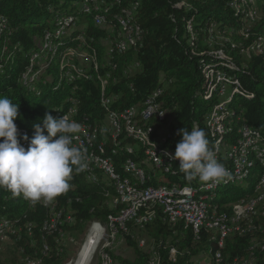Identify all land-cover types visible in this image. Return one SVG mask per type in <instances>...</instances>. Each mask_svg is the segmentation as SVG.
<instances>
[{"label": "trees", "instance_id": "16d2710c", "mask_svg": "<svg viewBox=\"0 0 264 264\" xmlns=\"http://www.w3.org/2000/svg\"><path fill=\"white\" fill-rule=\"evenodd\" d=\"M119 1L0 0V97L18 104L19 115L14 123L18 129L17 139L25 149L35 132L33 124H42L46 113L56 118L59 112L72 107L71 88H76L72 94L77 98L74 118L101 122L107 113L142 101L160 82H165L160 98L162 107L173 117L168 147L175 150L181 129L190 131L197 126L205 131L210 146L214 147L215 138L211 139L207 133L205 118L210 105L217 100L218 77L229 85L227 118L232 121V133L218 139H235L243 122L259 130L264 141V0ZM230 2L240 8L230 7ZM133 5L131 23L142 30L141 40L121 53L109 44L110 57H107L102 38L108 33V27L120 30L118 17L122 9H131ZM59 18H68L70 22L68 28L58 34ZM95 18H103L105 24H95ZM217 34H222L223 39L216 40ZM82 38L89 48L88 68L80 67L78 55L82 51L75 48ZM252 41L261 45L258 53L250 50L255 44L250 43ZM205 50L213 55L200 53ZM69 59L72 63H67ZM136 62L138 67L128 74L127 67ZM28 70L33 72V77L30 78ZM112 96H116L115 100ZM239 107L242 110L238 111ZM25 134L29 140L21 139ZM111 156L115 169L122 172L127 154L118 151ZM218 157L224 162L220 155ZM260 172L261 166L255 162L249 170L251 176L243 183L246 186L222 182L220 189L206 200L220 205L251 198L250 192ZM166 177L193 185L197 181H187L179 165ZM100 186L87 182L83 172L74 173L70 189L49 204H33L0 188V217L18 225L19 233L15 229V234H11L14 243L10 249L17 254L10 263L0 259V264H18L23 258H40V264H68L67 249L59 235L63 231L79 235L87 223L104 224L109 214L117 215L122 209L121 205L110 204ZM232 186L238 187L237 193L225 199ZM109 193L114 194L113 190ZM53 205L74 218L71 223L63 222L47 232L45 223L50 219L47 218L49 207ZM258 208L264 209V200L249 211L252 224L242 223V234L226 238L219 249L222 264H243L252 251V241L264 238V218L258 217ZM223 210L228 216L233 215L231 207L225 206ZM153 215L150 222L144 218ZM168 221L161 208L155 207L148 212L141 211L136 219L126 223L124 237L133 248L134 257L120 263L147 264L149 257L138 248L135 239L142 233L152 239L149 243L160 252L159 264H193L196 257L214 255L216 231L200 228L192 235L190 226L183 222L169 225ZM141 224L142 229L137 227ZM111 247L107 248V253L115 259ZM257 248L252 251L253 263L264 264V250ZM168 253L173 262L168 259Z\"/></svg>", "mask_w": 264, "mask_h": 264}, {"label": "bare ground", "instance_id": "6f19581e", "mask_svg": "<svg viewBox=\"0 0 264 264\" xmlns=\"http://www.w3.org/2000/svg\"><path fill=\"white\" fill-rule=\"evenodd\" d=\"M117 2L120 1L117 0ZM230 7L237 10L240 8V6L235 2H230ZM133 9H135V5H133L131 9H122V15L118 17V23L120 26H118L120 28L119 31L110 29L108 39L111 37L114 38L113 40H108V42L110 45H113V49L118 53L126 51L129 47L137 44V41L141 40L143 34L142 30L138 25L131 23ZM98 20H103L104 23L102 24H105V20L103 18H95V24L101 25ZM68 21V18H59L56 22V27L64 28ZM130 29L134 30L131 31ZM120 35L122 36V40L125 42H118V40H120ZM250 50L258 53L261 50V45L255 42V44L250 47ZM137 67V62L131 64L127 67L126 72L129 74ZM223 84L226 85L218 77L217 100L210 105L205 118L207 133L211 139L214 140L215 138V143L213 145L214 148L219 149L217 152L218 161V156L220 155L224 159V162H219L222 163L230 173H232L231 179L225 181V183L235 182L236 184L238 183L240 185H245L243 183L247 182V176H251L248 174L253 164L257 162L261 166L260 176L257 182H255V185L253 184L254 187L250 192L252 193V197L247 200L241 198L240 200L230 204L227 203L218 205L216 202L213 204L210 203V200L208 202L206 199L215 191L217 192L220 189V185L223 184L222 182L214 185L210 182H200L197 179L193 185L192 183H182L179 180H171L166 177V175L171 172L175 165H179V160H172L169 155H165V152L170 154V151L164 149V143H162L161 134L152 132V129L161 130L160 120H162V114L157 110H154V106H147L144 107V109H140V103H135L122 110L107 113L101 122L84 121L83 123L86 126V133L79 132L77 134L76 139H78L79 143H76V139L73 141V146L78 147L86 152L88 168L83 171V174L87 182L101 185L100 187L105 191L104 196L110 199V204L112 206H122L121 211L117 215L109 214L107 216L108 220L104 224H107L109 229L111 227V223H113L115 219H119L121 214H124L122 226L125 228V224L136 219L141 211L148 212L155 207L161 208V206H158V200H150L146 205L143 206L140 204H133L134 195L139 194V198H147V196H149V191L151 190L158 191L168 200H195L196 212L198 214H193L192 225L194 226V230H196L197 233L199 232L200 228L211 229L217 233L224 232L225 227L231 225L232 223L233 228L228 231V236H230L233 234H242V223L252 224V219L249 218L248 215L249 211L252 210L256 203L264 200V164H262V161L264 163V141L262 140L259 130H254L252 126L243 122L237 129L235 139H218L220 136L226 137V135L232 130V121L228 120L229 117L227 118L228 93L225 95V99L220 97V92L223 90ZM164 90L165 85L160 88V92L152 90L147 96L144 97L142 101L155 100L158 105L162 106L160 98ZM61 115L66 116L70 120H77L74 118V111L72 107H68L66 110L59 112L56 115V118H60ZM138 116L139 118L149 117L151 122H147L145 126H140V124L136 123L135 121ZM107 123L110 125V127H107ZM171 124L172 118H163V126L164 129L168 131V134ZM220 126L222 127L220 128ZM116 132L119 133L120 143H118ZM169 138L170 137H167V140ZM140 142L142 143L143 156L150 157L151 159L160 163L158 172L153 173L152 170H147L145 167L129 169L126 167V160L134 165L149 166V159L141 157V155H139L137 151L129 144ZM118 151H123L127 154L126 158L122 162V172L115 169L114 161L112 159L113 157L111 156V154ZM102 161H106L107 165H103ZM130 175L136 177V181L135 179H130ZM170 185L186 189H176L174 191ZM110 190H113V195L109 193ZM128 204L133 205H131L128 209ZM224 205L226 207H231V211L233 213L232 216H228L224 211L225 209L223 210L225 207ZM161 210L169 220H174L181 213H188V206L173 205L171 208H165L164 210L161 208ZM49 212L50 215H48L47 218L50 219L45 223L47 232H51V229L56 225H62V223L65 222V219L60 218V210H57L54 205L49 207ZM53 220H56L54 224H52ZM0 221L11 222L9 219L3 216L0 217ZM177 222H183L184 225L189 226V223L183 220H176L175 223H172V225L176 224ZM98 225H100V227ZM15 231V229H9V238H12L11 234H15ZM118 233L119 232H112L111 235L106 234V227L103 224L99 222L91 223V226L85 235L84 242H82L83 244L77 251L73 261L69 262V264H89L93 254L95 253V250H97L96 248L102 240L105 241V244L102 248L100 247V255H98L100 256L99 262H101V264H115L113 258L107 253V248L111 247L115 242L114 239ZM217 236V250L214 252V255L209 256L208 258H206L207 254L205 257H203L204 255H201L203 258L201 256L196 257L193 259V264H218V262L221 261L219 249L222 248L223 243H220L219 235ZM140 239L138 244L139 247ZM4 242H6V238L4 235H0V249L1 244ZM149 244L150 243L147 242V245ZM151 245L152 244L149 246ZM257 247H260L261 250H264V238L261 241H252L250 250L254 251ZM156 250L157 249L153 244L151 253H155ZM107 254L108 259H106ZM159 257V255L156 257V259L149 257L147 259V264H159ZM254 260V258H247L243 264H252ZM40 262V258H23L18 264H40Z\"/></svg>", "mask_w": 264, "mask_h": 264}, {"label": "clouds", "instance_id": "9594fccd", "mask_svg": "<svg viewBox=\"0 0 264 264\" xmlns=\"http://www.w3.org/2000/svg\"><path fill=\"white\" fill-rule=\"evenodd\" d=\"M18 115V104L0 97V188L33 204H49L70 189L74 173L88 168L86 152L73 146L81 125L64 115L54 118L46 113L42 124H33L35 132L25 149L17 139L14 120ZM179 134L174 153L165 155L179 160L187 181L198 179L215 185L231 179L217 159L219 149L210 146L202 128L181 129ZM21 139L29 137L25 134Z\"/></svg>", "mask_w": 264, "mask_h": 264}, {"label": "built area", "instance_id": "2783aa9c", "mask_svg": "<svg viewBox=\"0 0 264 264\" xmlns=\"http://www.w3.org/2000/svg\"><path fill=\"white\" fill-rule=\"evenodd\" d=\"M98 21H99V23H104L103 20H98ZM69 22L70 21L67 22V24L65 25L64 28H56V29H58V33H63L64 29L65 28H68ZM207 24H210V23H207ZM130 30L133 31L134 29H130ZM47 37H48V44H49L50 43L49 32H47ZM102 42H103V47H105V49H106V55H107V57H110L109 56L108 33L106 34V36H104L102 38ZM118 42H125L124 40H122V36L121 35H120V40H118ZM206 43H209L208 39H207V42ZM250 43H255V41H252ZM87 47L88 46H86L84 38H82L80 40V42H78L77 44H75V48L77 49V51H82V59L79 62V65H80L81 68H88V58H89L88 57V49L89 48H87ZM193 48H195V47H193ZM200 53L201 54H207V55H210V56L213 55V52H206V50L205 51H202ZM67 63H72V62L69 59V62H67ZM42 65H43V62L40 63L39 66H42ZM104 67H108V66L104 65ZM109 70L105 71V73H108ZM29 73L31 74L30 75V78L33 77V72L31 73V71L28 70V75H29ZM69 75H70V73H68V71H67V78L69 77ZM215 83H216V80H214V84ZM163 85H165V82H160V84L157 87H155L153 90L160 92V88ZM228 88H229V85H224L223 84V90L220 92V97H222V99H225V95L227 93ZM70 92H71L70 99L72 100V108H73V111H77V108H76L77 107V98H75L74 96H72V94L74 92H76V88H71L70 89ZM115 98H116V96H112V99L113 100H115ZM139 103H140V109H144V107H147V106H154V110H157L158 112L163 113L162 114V120H160L161 130H153L152 129V132L161 134L162 143H164V149L165 150H169L170 151V154H173L175 150L174 149H170L168 147V145H167V137H170V134H168V131L165 130L164 129V126H163V118H173V117L171 115H169V111L167 109H163L161 105H158L155 102V100H153V101H139ZM61 116H63V115H61ZM220 118H224V117H220ZM135 121H136V123H139L140 126H145V124H147V122H151V120H150L149 117L139 118V116H138V118L135 119ZM215 121H218V120H215ZM76 122L81 125L80 132H85L86 133V126L83 123V121L76 120ZM107 127H110V125H108V123H107ZM221 127L222 126H220V128ZM116 135L118 137V143H120V141H119V133L116 132ZM76 143H79L78 142V139H76ZM129 144H130V146L132 148H134L137 151V153L139 155H141V157L149 159V166L134 165L131 162H129L128 160H126V167H128V169L129 168H137V167H145L147 170H152L153 173H156V172L159 171L160 163L158 161H155V160L151 159L150 157L143 156V154H142V143L141 142L140 143H129ZM82 145H83V143H82ZM102 162H103V165H107V162L106 161H102ZM262 164H264L263 161H262ZM130 179H135V181H136V177H133L131 175H130ZM170 187L174 191L176 189H186V188H181V187H175L173 185H170ZM245 197H247V196H245ZM150 200H158V206H161V208H163V210L165 208H171L173 205L188 206V213H181L180 215H178L176 217V219L169 220L167 223L169 225H172V223H175L176 220L186 221L187 223H189L190 231H191L192 235L197 234V231L194 230V226L192 225V217H193V214H198L196 212V202H195V200H191V199L168 200L165 196L161 195L158 191L151 190V191H149V196H147V198H139V194L138 195H134V203L133 204H140L141 206H143V205H146ZM133 204H128V209ZM58 209H60V218L65 219V224H69V223H71L73 221L74 216L66 213L61 208H58ZM123 216H124V214H121V217L119 219H115L114 222L111 223L110 235H111L112 232H119V234L120 235H123V236L125 234L127 235V233H125V228H123V226H122ZM154 216L155 215H153V216H146L145 219H149V222H150L151 219ZM55 221L56 220H53V223L52 224H54ZM98 226L100 227V225H98ZM137 227L140 228V229H142L143 226L141 224V225H139ZM231 228H233L232 227V223H231V225H228V226L225 227V231L224 232H219V233L216 234V235H219V241H220V243H225V240L228 237V231L231 230ZM9 229H16L17 230V234H19L18 233V225H16L14 222H3V221H0V235H4V237L6 238V246L8 245V243H12V238H9ZM66 236H67L66 232L63 231V233L61 235H59V238L61 240H64L65 241ZM124 241H125V237H124ZM150 241H152L151 238H149L148 236H146L144 234L143 235L141 234L140 249L145 254H147V257L156 259V257L158 255H160V252L158 251V249L155 251V253H147V242H150ZM252 258H253V254H252V251H251L250 252V256H249L248 259H252ZM106 259H108V254H107ZM168 259L170 261H172V262L174 261L173 258L170 257V253H168ZM98 264H101V262H98ZM116 264H118V263L116 262ZM218 264H222V262H218Z\"/></svg>", "mask_w": 264, "mask_h": 264}, {"label": "rangeland", "instance_id": "374dc122", "mask_svg": "<svg viewBox=\"0 0 264 264\" xmlns=\"http://www.w3.org/2000/svg\"><path fill=\"white\" fill-rule=\"evenodd\" d=\"M255 11H256V9H255ZM256 15L259 16V14L257 12H256ZM48 23H51V21H48ZM249 23H250V21H247V24H249ZM101 25H102V23H101ZM107 32H108V36H109V32H110V28L109 27L107 29ZM216 36H217L216 40H222L223 39V35L222 34H217ZM78 58H79V60L82 59V52L79 53ZM227 93H228V90H227ZM240 110H242L241 107H239L238 111H240ZM237 190H238V187L232 186L230 188V190L228 191V193L226 194L225 199H227L231 194L237 193ZM262 210H259V208H258V212H259L258 217H260V218H264V215H262V213L264 212V209H262ZM93 222L94 221H91V222L87 223L86 226H85V229L79 235L74 236V235L67 234L64 243H65V246H66V249H67V256H69L68 262L73 261V259L75 258L76 254H77V251L79 250L80 246L83 244L82 242H84L85 235L88 232V229L91 226V223H93ZM103 225L106 227V234H110L109 226L107 224H103ZM136 232L137 231H135L133 234H135ZM143 234L144 233H142V235ZM136 236H138V237H136ZM136 236H135L136 237L135 238L136 239V242L139 244L138 239L141 238V234L136 235ZM114 241L115 242L112 244V247L110 248V251L117 258V259L116 258L115 259L113 258L114 261H115V264H116V262L118 264H121L120 263L121 260H132L133 257H134L133 248L131 246H128V244L126 243V241H124V236L123 235H120L118 233L117 236H115ZM151 242L152 241H150V243ZM13 243L14 242L12 241V243H8L7 246H6V242H4V243L1 244V249H0V259L1 260L8 261V263H10V261L13 260V255L14 254L15 255L17 254L14 249H12V248L10 249V247H13V245H12ZM104 244H105V241H103V240L99 243L98 247L96 248L97 250H95V253L93 254V257H92V259H91V261H90L89 264H98L99 258H100V256H98V255H100L99 254V251L104 246ZM149 245H147L148 246L147 247V252L148 253H151V248H152L153 244L151 246H149ZM138 248H140V247H138ZM203 257H205V255ZM206 258H208V257L206 256ZM195 264H197V263H195ZM252 264H254V263H252Z\"/></svg>", "mask_w": 264, "mask_h": 264}, {"label": "water", "instance_id": "95a60500", "mask_svg": "<svg viewBox=\"0 0 264 264\" xmlns=\"http://www.w3.org/2000/svg\"><path fill=\"white\" fill-rule=\"evenodd\" d=\"M69 264V263H68Z\"/></svg>", "mask_w": 264, "mask_h": 264}]
</instances>
